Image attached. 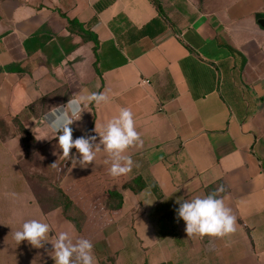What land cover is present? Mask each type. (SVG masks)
<instances>
[{"label":"crops","instance_id":"crops-1","mask_svg":"<svg viewBox=\"0 0 264 264\" xmlns=\"http://www.w3.org/2000/svg\"><path fill=\"white\" fill-rule=\"evenodd\" d=\"M156 1L163 29L133 40L159 17L151 0H0V119L45 97L51 125L71 115V101L105 93L107 103L81 104L73 140L96 136L98 144L107 121L131 109L143 145L125 153L127 180H151L161 194L120 189L119 215L106 223L102 211L82 234L60 207L43 210L24 176L10 177L5 194L21 196L0 205V264H55L56 234L71 226L92 242L96 264H264V0ZM58 11L96 35L97 61L94 43L69 32ZM107 160L103 151L86 168L68 160L58 186L74 202L79 190L88 197L77 181L109 169ZM221 186L235 233L188 238L184 222H173L177 201ZM32 219L50 225L39 249L14 240Z\"/></svg>","mask_w":264,"mask_h":264},{"label":"clouds","instance_id":"clouds-1","mask_svg":"<svg viewBox=\"0 0 264 264\" xmlns=\"http://www.w3.org/2000/svg\"><path fill=\"white\" fill-rule=\"evenodd\" d=\"M92 102L97 105L107 103L108 96L102 92L80 96L79 99L70 102L71 115L64 113L58 120L51 123L53 131L59 133L58 144L62 157L70 160L73 168L77 166L86 168L89 164H93L97 152L103 151L108 157L106 162L110 163L109 174L114 178L127 175L132 171L133 160L125 153L132 147L138 148L143 145L131 109L121 108L117 116L107 121L99 135L98 144L96 136H81L75 140L72 138L70 126L80 119L83 112L81 104ZM72 149L79 154L78 159L71 155ZM51 166L54 167L55 163ZM223 191V186H221L216 192L207 196H197L183 201L180 198L177 201L180 204L177 215L185 224V233L188 238L223 239L235 233L236 217L226 206L224 199L218 198V194ZM49 232L48 223L32 219L25 221L21 230L14 233V240L17 245L26 241L33 248L39 249L44 247ZM52 246L53 252L49 255L55 264H96L92 242L86 238L77 237L74 226L58 231Z\"/></svg>","mask_w":264,"mask_h":264},{"label":"rangeland","instance_id":"rangeland-1","mask_svg":"<svg viewBox=\"0 0 264 264\" xmlns=\"http://www.w3.org/2000/svg\"><path fill=\"white\" fill-rule=\"evenodd\" d=\"M44 108L40 103L32 105L26 114L20 116L12 125L11 120L0 121V205L4 206L9 199L16 200L21 196L4 192L12 186L11 181L14 182L8 179L18 176H24L32 195L43 210L64 202L58 192L61 188L58 182L68 160L62 157L58 144L59 133L53 131L48 123ZM54 163L55 166H51ZM13 185L15 188L19 187L18 183ZM61 189L67 196L74 194L73 191ZM85 193L84 190L75 193L77 200L69 215L82 224L84 231H90L100 224L106 209L104 201H101L99 206L93 205L89 198L84 196ZM1 218L5 217L0 216V220Z\"/></svg>","mask_w":264,"mask_h":264},{"label":"trees","instance_id":"trees-1","mask_svg":"<svg viewBox=\"0 0 264 264\" xmlns=\"http://www.w3.org/2000/svg\"><path fill=\"white\" fill-rule=\"evenodd\" d=\"M151 2L153 3L156 10L158 11L159 17L157 19L151 21L149 24H147L143 28L136 30L133 40H136V39H138L140 37H144V36H153L156 33V31L158 30L156 28L157 26H160V30L163 29V26L161 25V20L165 21L166 16H165V14L162 10V7L158 1L151 0ZM58 13L61 17L65 18L67 20V23H68L67 29L69 32L80 36L86 42L92 41L94 43V53H95L96 61H97L96 51H97L98 40H97L96 35L94 33H92L90 30L86 29L78 21H76L74 19L67 18L66 15L64 13H62L61 11H58ZM95 67H96V64H95ZM95 70H96V73L99 74L97 72V69H95ZM44 100H45V97H42L40 99V101H38L36 104H38V103L42 104V102ZM31 107H32V105H29L27 107L26 111H28V109ZM19 117L20 116L12 119L11 125ZM0 121H2V119H0ZM21 130L26 132L25 129L21 128ZM11 137H12V135H11ZM116 179H119V181L115 182V179L114 178L112 179V176L109 174V169H106L104 171H100V172L91 174V175L77 181V186L85 187V190H87L88 198L94 204L98 205L101 201H104L105 209L107 211L106 223H108L112 219L116 218L122 209L123 197H122V194L120 192V189H130L134 193H138L142 189H144L145 187L148 186L156 194V196L158 198H160V196H161L156 183L151 181V180L146 181L142 177H134L131 180H127L126 175H123V176H121V178L118 177ZM111 181H114V183H111ZM58 192H60L61 196L64 199V202H61L52 208H48L45 211L60 207L62 209L64 217L73 223V225L75 226V228L78 232L83 234L82 224L80 222L74 220V218L70 217V215H69V211L71 210V207H73V205H74V200L70 196H67L66 194H64L61 188L58 189ZM178 208L179 207L172 210V214H174V216H173L174 224H177L178 222H183L181 219L178 218V215H177Z\"/></svg>","mask_w":264,"mask_h":264},{"label":"water","instance_id":"water-1","mask_svg":"<svg viewBox=\"0 0 264 264\" xmlns=\"http://www.w3.org/2000/svg\"><path fill=\"white\" fill-rule=\"evenodd\" d=\"M262 25V23H260Z\"/></svg>","mask_w":264,"mask_h":264}]
</instances>
